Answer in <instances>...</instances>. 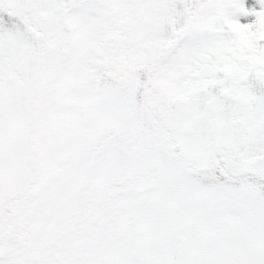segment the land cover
Listing matches in <instances>:
<instances>
[{
	"label": "snow or ice",
	"instance_id": "snow-or-ice-1",
	"mask_svg": "<svg viewBox=\"0 0 264 264\" xmlns=\"http://www.w3.org/2000/svg\"><path fill=\"white\" fill-rule=\"evenodd\" d=\"M0 264H264V0H0Z\"/></svg>",
	"mask_w": 264,
	"mask_h": 264
}]
</instances>
